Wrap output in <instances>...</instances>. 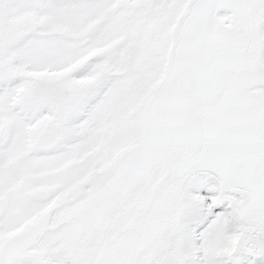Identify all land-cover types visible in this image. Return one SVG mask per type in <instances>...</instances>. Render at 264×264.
<instances>
[{
	"label": "snow or ice",
	"instance_id": "6c2138e0",
	"mask_svg": "<svg viewBox=\"0 0 264 264\" xmlns=\"http://www.w3.org/2000/svg\"><path fill=\"white\" fill-rule=\"evenodd\" d=\"M0 264H264V0H0Z\"/></svg>",
	"mask_w": 264,
	"mask_h": 264
}]
</instances>
